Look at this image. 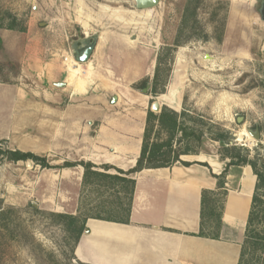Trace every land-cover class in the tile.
Here are the masks:
<instances>
[{
  "label": "rangeland",
  "instance_id": "obj_1",
  "mask_svg": "<svg viewBox=\"0 0 264 264\" xmlns=\"http://www.w3.org/2000/svg\"><path fill=\"white\" fill-rule=\"evenodd\" d=\"M263 2L160 0L151 10L137 11L133 0H0V30L13 34L9 41L17 44L7 53L0 46V54L9 60L0 62V79L7 76V85L28 94L16 105L0 102L2 147L62 166L71 162L67 153L81 147L79 138L105 135L109 131L105 122L118 116L128 117L139 133L147 111L157 103L154 114L166 107L184 112V126L191 125L189 117L197 121L199 140L189 136L174 147L188 145L193 151L183 160H195L197 155L222 160L224 146H235L241 156L263 166L264 22L259 16ZM109 10L127 15L113 18ZM84 11L91 12L87 29L79 18ZM133 15L141 17L133 21ZM9 26L14 30L6 29ZM93 35L99 40L89 61L76 64L81 89L75 90L67 85L72 49ZM165 48L172 49V59ZM159 54L164 58L160 70L166 88L164 94L152 96L149 88ZM204 56L212 57L214 65H204ZM144 78H149L148 86L133 89ZM58 84H65L70 97L55 105L40 96L47 88L55 92ZM65 114L80 116L79 123L61 122L59 116ZM255 129L259 139L248 134ZM221 132L227 133L229 144L211 139ZM243 133L249 138L239 136ZM67 138L74 140L72 149L61 146V140L69 142ZM79 169L0 161V264H81L73 257V233L51 216L77 215L81 197V204L95 201L92 206L108 198L90 192L80 196ZM208 225L205 232L215 234Z\"/></svg>",
  "mask_w": 264,
  "mask_h": 264
},
{
  "label": "crops",
  "instance_id": "obj_2",
  "mask_svg": "<svg viewBox=\"0 0 264 264\" xmlns=\"http://www.w3.org/2000/svg\"><path fill=\"white\" fill-rule=\"evenodd\" d=\"M11 38L14 39L13 34L0 30V46L5 53L16 48L17 44L9 41ZM17 43L20 45L21 41ZM4 58L5 55L0 54V62L9 61ZM6 77L0 79V102L16 105L28 94L19 86L7 85ZM9 79L12 78L9 76ZM61 87L64 88L59 87L55 92L44 89L40 96L57 105L72 94L65 92V84ZM59 118L71 125L80 121V116L74 115ZM129 123L126 116L105 122L109 128L105 135H91L89 140L79 138L81 147L77 152L67 153V157L71 162L87 161L98 167L109 165L128 171L139 157L144 130L143 125L138 133ZM67 141L61 140V146L72 149L74 140L67 138ZM182 158L188 156L181 157V161L191 165L175 164L136 173L129 223L88 219L87 232L82 233L73 248L74 259L81 264H237L256 177L249 166H230L225 179L219 238L192 236L200 229L201 192L217 190L213 176H219L226 164L202 155L191 161ZM76 168H80L78 173L82 177L83 169Z\"/></svg>",
  "mask_w": 264,
  "mask_h": 264
},
{
  "label": "trees",
  "instance_id": "obj_3",
  "mask_svg": "<svg viewBox=\"0 0 264 264\" xmlns=\"http://www.w3.org/2000/svg\"><path fill=\"white\" fill-rule=\"evenodd\" d=\"M0 29H3L1 23ZM6 29L14 30L12 26ZM175 46H178L176 42ZM163 50L170 52L172 59V49L165 48ZM163 59L161 54L157 56L156 67L149 88V94L152 96L164 94L165 92L166 80L161 81L160 70ZM170 70L169 68L166 70L167 74ZM149 82V78H144L133 89L143 90L148 86ZM184 116V112L178 114L166 107L162 108L158 115L150 110L147 111L139 157L135 166L128 171L119 170L109 165L98 167L91 162L85 161L64 162L62 166H50L45 157L34 155L31 152L10 150L2 147L4 141H0V161L11 163L32 161L43 169H69L80 166L83 169L80 196L89 192L91 195L96 194L98 196L107 194L108 198L106 200H97L98 202L94 206L92 204L95 201H92V203L89 200H87L89 202L87 204L82 200L83 203L81 204V199H83L81 197L77 215L51 213L52 217L57 218L73 233L76 244L86 229L85 224L88 219L118 224L129 223L135 187L134 176L136 173L144 169L168 168L175 164L191 165L181 161V157L193 153L188 145L184 149H174L177 143L182 142L189 136L199 140L201 135V132L199 133L196 130V119L189 117L191 125L184 126L181 121ZM211 139L224 142L225 145L229 144L226 132L216 134ZM221 156V161L228 160V162L219 176H213L217 180V190L213 192L203 190L201 192L200 229L197 234L192 236L212 240L219 238L223 198L226 195L225 179L228 168L230 166H249L256 177V183L237 264H264V162L263 166H258L257 162L248 159L247 155L241 156L235 146H224ZM200 165L208 168L206 164ZM111 171L115 173H111ZM208 224H212V228L216 231L215 234L210 235L205 232L206 226H209Z\"/></svg>",
  "mask_w": 264,
  "mask_h": 264
},
{
  "label": "water",
  "instance_id": "obj_4",
  "mask_svg": "<svg viewBox=\"0 0 264 264\" xmlns=\"http://www.w3.org/2000/svg\"><path fill=\"white\" fill-rule=\"evenodd\" d=\"M160 0H133L135 9L137 11H143V10H151L152 8L156 7L158 5ZM259 16L260 20L264 22V2L261 5V8L259 10ZM99 40V36L93 35L90 38L87 37L83 40L81 45L77 48L72 49V59L77 64H85L89 61L90 57L93 54V51L95 50V47L97 46ZM57 86L61 87L63 84H58ZM147 89H145L143 92L145 93ZM159 107L158 104L155 103L152 106V111H158ZM249 136L259 139L260 132L258 129H255L254 132L248 131ZM87 232V230H84V232Z\"/></svg>",
  "mask_w": 264,
  "mask_h": 264
},
{
  "label": "bare ground",
  "instance_id": "obj_5",
  "mask_svg": "<svg viewBox=\"0 0 264 264\" xmlns=\"http://www.w3.org/2000/svg\"><path fill=\"white\" fill-rule=\"evenodd\" d=\"M78 3H79V1H78ZM143 11H146V10H143ZM109 12H110L111 17H113V18L117 17V15H127L125 13V11H121V10H118V11L117 10H109ZM140 17H141V15H133V21L136 18H140ZM79 18L81 20L80 23H81L82 28L87 29L89 20H91V12H86V11L80 12ZM202 62L204 65H207V66H213L215 63L214 59L212 57H209V56H204ZM70 64L71 65H70V69H69V75L67 78V85L73 87L75 90H79V89H81L80 88L81 86L79 85L81 71L79 72L80 69H78L79 67H78V65H76L77 63L75 61L71 60ZM239 136L240 137H242V136L248 137L244 133L240 134Z\"/></svg>",
  "mask_w": 264,
  "mask_h": 264
},
{
  "label": "flooded vegetation",
  "instance_id": "obj_6",
  "mask_svg": "<svg viewBox=\"0 0 264 264\" xmlns=\"http://www.w3.org/2000/svg\"><path fill=\"white\" fill-rule=\"evenodd\" d=\"M135 7V6H134Z\"/></svg>",
  "mask_w": 264,
  "mask_h": 264
}]
</instances>
